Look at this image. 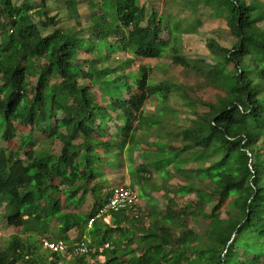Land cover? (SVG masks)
Wrapping results in <instances>:
<instances>
[{"label":"trees","instance_id":"trees-1","mask_svg":"<svg viewBox=\"0 0 264 264\" xmlns=\"http://www.w3.org/2000/svg\"><path fill=\"white\" fill-rule=\"evenodd\" d=\"M88 3L94 11L85 37V26H58L47 0H0V138H14L18 122L49 131L62 144L58 152L29 149L25 157L0 146V205L5 204L7 224L20 228L0 243V264L61 261V253L22 235H45L54 219L60 230H90L89 252L69 264H264V0H186L183 6L191 12L202 6L224 19L233 37L229 47L207 41L213 56L208 83L216 99L204 101L202 111L193 109L188 123L167 103L176 88L172 82L152 83L146 65L127 71L126 61L99 63L111 61L115 51L161 58L177 37L172 34L180 37L192 28L155 11L147 14L143 0ZM50 26L44 34L41 29ZM81 49L97 51L86 69L79 63ZM219 63H232L234 73L220 70ZM79 77L99 86L101 102ZM151 96L155 108L145 110ZM114 119L116 130L103 139ZM140 130L155 148H143L134 164ZM124 151L135 173L132 185L147 197L146 209L110 211L118 218L115 225L100 216L88 226L110 194L94 190L98 201L86 213L63 210L59 193L66 205L78 203L90 177L102 174L101 154L117 164ZM154 175L163 184L182 178L168 188L172 196L164 204L152 195L160 185ZM190 194L195 197L178 201Z\"/></svg>","mask_w":264,"mask_h":264},{"label":"rangeland","instance_id":"rangeland-1","mask_svg":"<svg viewBox=\"0 0 264 264\" xmlns=\"http://www.w3.org/2000/svg\"><path fill=\"white\" fill-rule=\"evenodd\" d=\"M77 5L71 4V0H47L48 12L51 16H57L58 26H85L84 33L89 30V19L90 14L94 11L88 3V0H75ZM100 3L101 0H94ZM147 14L151 11H155L158 16H170V21L179 19L182 20L181 24L183 26L189 25L192 28L191 31L184 32L180 37L178 34L176 38H173L169 44L167 52L161 58L155 59H141L138 57H133L130 53L125 51H115L111 53V61H103L99 63V66L104 64H110L115 66L123 61L128 62L125 70H136L140 65H146L150 69L149 80L152 83L170 81L175 85L173 88L168 104L178 111V116L182 123H188L189 118L193 117V109L202 111L206 109L204 101L215 100L216 90L211 87L208 83L210 75L212 76V63L213 56L207 47V41L211 38L217 40L225 46H231L233 42V37L229 33V28L224 19L213 17L209 13L210 10L206 7L200 6L195 11H190L183 5L186 0H143ZM31 2H27L26 5L30 6ZM195 13V14H192ZM197 18V20H195ZM34 20L37 22L39 20L38 16H35ZM167 21L163 22V28H165ZM44 34H47L53 30V26L42 28ZM87 30V31H86ZM85 33V37L88 34ZM163 37L167 38V31L163 30ZM106 53V51H104ZM96 50H79V63L82 68L86 69L87 63L93 59ZM182 57L186 58V62L175 63L174 59H179ZM88 60V62L86 61ZM218 67L220 70L233 74L235 71V66L232 63H219ZM81 82H87L90 85V90L96 95V100L101 102V91L97 84H91L89 79H84L79 77ZM135 91L141 92V89L135 88ZM124 95L128 96L129 93L126 91ZM154 96H151L145 102V110L153 111L155 108V103L153 102ZM193 102L191 105L189 102ZM114 115V113H113ZM118 126V122L114 119L108 121V127L106 128V133L101 135L103 139H107L110 134H112ZM15 137L10 141H6L0 138V146H7L14 150H19L22 157L26 156V151L29 149H34L36 151H53L58 152L61 149V142L54 136L50 134L49 131L39 129L38 127L21 124L15 122ZM138 137L141 138L142 146L136 147L132 160L134 164H138L141 161V152L143 148H155L154 146L148 145V140L151 136L145 134L142 130L138 132ZM100 152L103 151L102 148H98ZM102 155L104 163L101 165L102 174L96 177H90L89 188L83 196V190H80L78 197L80 201L78 203H72L66 205V197L59 193L61 198V205L65 211L73 212H83L86 213L90 208H92L98 201V197L94 194L96 192H110L111 188L115 186H130L139 190L138 185H132V178L135 173H131L129 169V156L126 151L121 156V161L117 164H110L106 162V157ZM193 165L192 163L187 164V166ZM165 174H169L166 171ZM154 179L160 183L159 187L153 190L152 195L156 198L159 204H164L172 193L169 192L168 188H173L176 184L182 181L181 177L172 178L169 183L163 184V178L159 175H154ZM97 197V198H96ZM193 194L187 195L185 197H179L178 201L187 200L194 198ZM147 197L139 195V201L141 202L142 209H146ZM103 222H107L111 225L117 223V216L111 213H106L103 218H100ZM0 225L2 228L0 243L7 242L12 239L15 234L20 232V228L14 226H9L7 224V219L5 218V204L0 205ZM57 220L51 222V230L47 234H37L33 235L29 232H22V235L30 234L33 239H40L43 236H49L50 238H63L62 235L66 233L68 239L65 242L68 246L75 243L78 240L86 239L88 242L90 240L89 229H85V234L81 233L78 228L70 227L67 230H60L58 227ZM35 228V226H33ZM205 222L198 226L197 229H204ZM66 231V232H65ZM89 239V240H88ZM101 260L104 256L99 257ZM62 264H69L68 259L62 260Z\"/></svg>","mask_w":264,"mask_h":264},{"label":"built area","instance_id":"built-area-1","mask_svg":"<svg viewBox=\"0 0 264 264\" xmlns=\"http://www.w3.org/2000/svg\"><path fill=\"white\" fill-rule=\"evenodd\" d=\"M140 206L141 202L139 201V193L137 190L130 186H115L112 188L110 196L108 197V201L102 208L101 212H107L110 210L137 211ZM93 219L94 218H91V220L89 221V225L92 224ZM41 243L44 247L49 248L52 251L63 253L67 257V259L80 254H87L90 250L89 244L85 239L77 241L76 243H74V245H72L70 249H68L67 245L65 244L62 238L52 239V237L50 238L43 236L41 238ZM104 246L110 247V243L106 242ZM25 258L28 259L29 255H25ZM14 264L24 263L17 261Z\"/></svg>","mask_w":264,"mask_h":264},{"label":"clouds","instance_id":"clouds-1","mask_svg":"<svg viewBox=\"0 0 264 264\" xmlns=\"http://www.w3.org/2000/svg\"><path fill=\"white\" fill-rule=\"evenodd\" d=\"M111 190H112V188H111ZM111 190H110V193H111ZM109 196H110V194H109ZM109 196H108V197H109ZM107 201H108V199H107ZM106 203H107V202H106ZM106 203H105V204H106ZM105 204H104V205H105ZM104 205H103V207H104ZM103 207H102V208H103ZM101 210H102V209H101ZM110 211H113V210H110ZM110 211H107V212H101V211H100V212L97 213L93 218L97 219V218H99L100 216H101L100 218H103V215L106 214V213H110ZM121 211H122V210H121ZM114 212H117V211H114ZM97 215H99V216H97ZM96 216H97V217H96ZM90 220H91V219H90ZM90 220H89V221H90ZM93 220H94V219H93ZM89 221H88V226H91L92 224L89 225ZM92 222H93V221H92ZM0 228H1V225H0ZM1 231H2V228H1ZM0 237H1V234H0ZM46 237H49V236H46ZM41 238H42V237H41ZM41 238H40V242H41ZM61 238H62V237H61ZM52 239H57V238H53V237H52ZM62 239H63V238H62ZM63 240H64V239H63ZM81 240H82V239H81ZM85 240H86V239H85ZM78 241H80V240H78ZM64 242H65V240H64ZM76 242H77V241H76ZM76 242H75V243H76ZM87 242H88V241H87ZM41 244H42V243H41ZM65 244H66V242H65ZM88 244H89V242H88ZM66 245H67V244H66ZM72 245H74V243L71 244L70 246L67 245L68 249H70V248L72 247ZM42 246H43V245H42ZM43 247H44V246H43ZM45 248H46V247H45ZM48 249H49V248H48ZM55 252H56V251H55ZM59 253H60V252H59ZM61 254L64 256V258H63L62 260L67 259V257H66L63 253H61ZM26 255H28V254H26ZM80 255H81V254H80ZM24 258H25V255H24ZM29 258H30V256H29ZM29 258H28V259H29ZM72 258H73V257H72ZM72 258H69L68 260H71ZM25 259H26V258H25ZM26 260H27V259H26ZM62 260L59 261L58 263H55V264H62V262H63ZM16 262H17V261H16ZM20 262H22V261H20ZM14 263H15V262H14ZM14 263H13V264H14ZM22 263H23V262H22ZM49 263H52V262L49 261ZM24 264H26V263H24ZM47 264H48V263H47ZM52 264H53V263H52Z\"/></svg>","mask_w":264,"mask_h":264}]
</instances>
